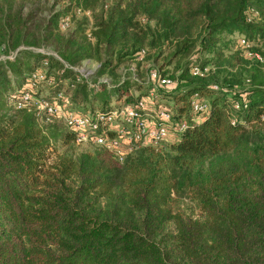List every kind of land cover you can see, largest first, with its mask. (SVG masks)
<instances>
[{
    "label": "trees",
    "instance_id": "1",
    "mask_svg": "<svg viewBox=\"0 0 264 264\" xmlns=\"http://www.w3.org/2000/svg\"><path fill=\"white\" fill-rule=\"evenodd\" d=\"M50 1L41 15L36 5L21 14L13 0H0V264H264V60L225 54L233 33L260 52L264 0ZM250 10L257 15L248 20ZM163 41L177 67L194 51L229 69L209 84L188 73L208 59L194 60L175 88L157 90L153 105L170 99L172 120L185 122L164 146L121 161L93 145L74 154L62 120H46L20 98L40 70L30 91L37 97L60 92L81 112L133 103L149 90L139 79L89 85L64 64L97 61L96 79L143 44ZM47 46L55 56L34 50ZM130 87L139 95H125ZM194 94L208 104L200 119L189 106ZM181 195L195 201V215L178 207Z\"/></svg>",
    "mask_w": 264,
    "mask_h": 264
},
{
    "label": "built area",
    "instance_id": "2",
    "mask_svg": "<svg viewBox=\"0 0 264 264\" xmlns=\"http://www.w3.org/2000/svg\"><path fill=\"white\" fill-rule=\"evenodd\" d=\"M84 14H87V12L85 11ZM255 14L257 15V12L250 10L248 20ZM68 21V16L61 18L58 23L59 29H65L68 26ZM238 46L248 47L249 49V43L242 36L238 39ZM44 49L35 48L34 50L55 56L53 52ZM144 54L145 50L142 48L136 51L127 67H120L119 72L124 73L129 70L134 74L136 63L141 60ZM251 56L260 59L256 53ZM64 66L74 71L78 80L85 81L89 85L107 84L110 81L105 75L98 76L94 81H90L99 67L97 61L84 59L79 64H64ZM188 73L192 76H203L205 67L200 68L198 65H190ZM42 77L43 74L40 70L31 73L25 84L27 89L21 93L20 98L23 101H30L36 111L44 112L46 120L50 117L61 119L71 131L75 145L102 147L110 151L119 161L139 148L160 147L162 143L168 141L174 130L177 131L184 127V120H172L171 112L167 107L153 105L158 89L170 90L175 88L178 83L176 76L164 75L156 67L148 69L149 90L146 95L139 97L133 103L120 104L103 113L97 109L86 112L74 110L69 107L68 99L60 92L55 93L50 99H43L31 94L30 91ZM123 80L122 78L120 81ZM211 87L216 89L215 85H211ZM189 106L192 113L196 114L195 119L203 117L208 109L207 102L197 94L191 97ZM232 106L234 109H239L240 104L238 101H234ZM231 122H233V119H231Z\"/></svg>",
    "mask_w": 264,
    "mask_h": 264
},
{
    "label": "rangeland",
    "instance_id": "3",
    "mask_svg": "<svg viewBox=\"0 0 264 264\" xmlns=\"http://www.w3.org/2000/svg\"><path fill=\"white\" fill-rule=\"evenodd\" d=\"M14 4V10L19 11L21 14L25 13L30 7H33L34 5L38 6L40 8L41 15H45L47 8L49 7L51 1L50 0H13ZM37 1V3L35 2ZM114 0H105L104 4L110 5ZM62 3L56 4L55 8H60ZM69 20V19H68ZM69 23V22H68ZM70 28L74 26V20H71ZM151 24V23H150ZM86 32L88 33L89 27H90V20L87 21L86 25ZM231 43L229 42V52H225V54H228L230 52H236L239 53L242 58L249 59L247 56H251L254 54V52L250 49L240 47L238 46V39L241 37V34L239 33H233L232 35L228 36ZM172 43L169 44L166 41H163L160 43L158 47H149L147 44L142 45V49L145 50V54L142 56L141 60L136 63L134 74H132L129 70H126L124 73L119 72L120 67L126 68L127 65L131 62V60L127 61L126 63H123L119 65L117 71L115 73H111L110 75L107 73H104L105 76H107L111 83H115L118 80H121L122 78L124 80H135L139 79L142 83L140 85V90L144 91L146 88L149 87V82L147 80V73L148 69L150 67H156L158 69H162L166 73H173L174 76L178 75L180 72V69H182L185 66H188L191 61L199 62L203 61L204 59H208V56L206 55H198V53H195L192 51L186 58L180 60L178 67L175 64V58H172V60L168 63V60L170 59L169 54L172 49ZM38 48H45V51L52 52L51 48L49 46L47 47H38ZM260 52H256V54L259 55L260 58H262V61L264 60V44L260 45L259 47ZM35 49V48H34ZM251 54V55H250ZM94 61V60H91ZM208 62L204 63L205 67V76L203 77L206 81H208L209 84H220L227 76H228V68L226 64L220 63V61H213L208 59ZM230 72V71H229ZM135 77V79H133ZM238 76L235 75L231 78L232 81L237 80ZM95 77H92L90 81H94ZM241 80V79H239ZM179 84V83H178ZM179 87V86H178ZM177 87V88H178ZM45 89H43V93ZM134 89V87H130L128 91L125 92V95H132V97L138 96L139 91ZM166 90V89H164ZM167 91V90H166ZM146 93V92H145ZM142 94L141 96L145 95ZM122 98L124 95L121 96ZM100 98V96H96V99ZM122 100V99H121ZM116 100L111 96L109 99V105L116 104ZM161 104L167 106L170 108V111H174L173 103L170 99H163L160 102ZM30 108H32L31 102H29L28 105ZM46 126H42L43 132L48 133V128ZM166 143H162V146H164ZM68 147L73 151V153H78L81 150L89 148V146H79L75 144H71ZM176 204L178 207L182 210V212L186 215H195L196 213V204L195 201L192 200L189 196L181 195L178 197H175Z\"/></svg>",
    "mask_w": 264,
    "mask_h": 264
}]
</instances>
